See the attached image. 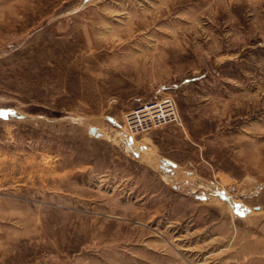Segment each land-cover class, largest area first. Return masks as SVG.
<instances>
[{
  "label": "rangeland",
  "instance_id": "obj_1",
  "mask_svg": "<svg viewBox=\"0 0 264 264\" xmlns=\"http://www.w3.org/2000/svg\"><path fill=\"white\" fill-rule=\"evenodd\" d=\"M0 110V264H264V0H0Z\"/></svg>",
  "mask_w": 264,
  "mask_h": 264
},
{
  "label": "built area",
  "instance_id": "obj_2",
  "mask_svg": "<svg viewBox=\"0 0 264 264\" xmlns=\"http://www.w3.org/2000/svg\"><path fill=\"white\" fill-rule=\"evenodd\" d=\"M125 116L128 131L132 134L167 124H179L181 120L174 99L168 95L143 103Z\"/></svg>",
  "mask_w": 264,
  "mask_h": 264
},
{
  "label": "water",
  "instance_id": "obj_3",
  "mask_svg": "<svg viewBox=\"0 0 264 264\" xmlns=\"http://www.w3.org/2000/svg\"><path fill=\"white\" fill-rule=\"evenodd\" d=\"M9 112L5 111V110H0V115L3 116H7ZM90 131L91 133L96 134V128L95 127H90Z\"/></svg>",
  "mask_w": 264,
  "mask_h": 264
},
{
  "label": "bare ground",
  "instance_id": "obj_4",
  "mask_svg": "<svg viewBox=\"0 0 264 264\" xmlns=\"http://www.w3.org/2000/svg\"><path fill=\"white\" fill-rule=\"evenodd\" d=\"M98 129H99V128H98ZM101 131H102V130H101ZM101 131H100V132H101ZM126 132H127V131H126ZM101 133H102V132H101ZM103 133H104V132H103ZM96 134H97V132H96ZM127 134H128V136H131V134H130V132H129V131H128V133H127ZM238 202H239V201H238ZM234 209H235V208H234Z\"/></svg>",
  "mask_w": 264,
  "mask_h": 264
}]
</instances>
